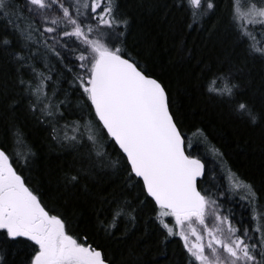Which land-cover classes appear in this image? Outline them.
I'll return each mask as SVG.
<instances>
[{
  "label": "snow or ice",
  "instance_id": "6c2138e0",
  "mask_svg": "<svg viewBox=\"0 0 264 264\" xmlns=\"http://www.w3.org/2000/svg\"><path fill=\"white\" fill-rule=\"evenodd\" d=\"M176 6L188 8L193 23L217 7L214 0H176ZM230 20L236 42L264 60V0H250L244 15L232 0ZM0 23L7 26L0 46H6L3 50L14 62L21 99L27 97L29 110L52 125L54 139L79 152V167L74 174L65 173V187L81 185L88 191L85 181L97 162L106 161L107 167L124 172L129 187L139 188L138 204L152 203L166 236L183 242L186 264H264V206L257 205L252 185L237 177L214 146L211 152L227 170L230 187L217 192L198 187L205 175L204 159L186 151L191 142L186 144L167 86L127 49L130 21L119 0H24L23 8L17 0H0ZM53 60L63 69L56 72V81ZM64 72L83 101L84 111L71 121L61 110L65 100H58L57 89L50 88ZM207 90L253 124L264 120V112L242 98L231 72L210 74ZM13 136L18 143L23 134L16 129ZM106 145L114 151L109 153ZM34 155L29 150L21 157L0 146V230L5 240L30 252L28 264H112L67 213L46 202V194L22 167L18 171L21 160L27 165ZM242 189L248 195L241 199L251 206L250 225L233 223L234 213L221 204L223 197ZM99 203L97 223L107 235L125 217L135 226L137 209L130 201L113 196ZM0 261L7 264L3 256Z\"/></svg>",
  "mask_w": 264,
  "mask_h": 264
},
{
  "label": "trees",
  "instance_id": "16d2710c",
  "mask_svg": "<svg viewBox=\"0 0 264 264\" xmlns=\"http://www.w3.org/2000/svg\"><path fill=\"white\" fill-rule=\"evenodd\" d=\"M214 2L216 9L193 23L189 9L178 8L176 0H119L120 11L130 21L126 47L175 99L186 144L191 142L186 151L205 162L199 187L213 192L230 187L227 170L211 152L214 146L224 153L237 177L255 187L264 199V120L253 124L237 114L230 102L207 90L210 74L231 72L241 86L242 98L257 112H264V60L253 58L236 42L230 20L232 0ZM235 2L237 11L246 14L250 0ZM17 3L24 7V0ZM6 27L0 23V35L6 33ZM4 47L0 46V146L12 151L15 147L18 150L19 143L27 155L29 150L35 154L26 168L22 167L23 174L46 194V202L67 213L77 230L110 256L112 264H186L183 242L179 237L166 236L155 220L152 203L138 204L140 190L127 185L122 170L110 178L104 170L95 171L85 181L88 191L81 185L65 187V173L74 174L79 167V152L54 139L52 125L29 110L27 97L21 99L24 94L16 84L14 62ZM51 63L56 64L54 60ZM37 67L43 70L41 65ZM57 71H63L59 64L53 69L54 81ZM70 81L71 76L64 72L57 84H50V88L57 89V99L65 100L61 110L69 121L79 119L84 111L80 93ZM17 100L19 103H14ZM16 129L23 134L18 143L13 136ZM118 172H122L120 177ZM246 195L242 189L221 199L225 212L231 209L234 213L233 223H252L251 206L241 199ZM113 196L136 207V221L133 227L125 217L113 234L107 235L97 223L96 210L101 208V198ZM168 219L174 224L173 218ZM191 240L195 242V237ZM0 256L7 264H28L30 252L23 245L5 240L0 230Z\"/></svg>",
  "mask_w": 264,
  "mask_h": 264
},
{
  "label": "rangeland",
  "instance_id": "374dc122",
  "mask_svg": "<svg viewBox=\"0 0 264 264\" xmlns=\"http://www.w3.org/2000/svg\"><path fill=\"white\" fill-rule=\"evenodd\" d=\"M82 131H84L83 129H82ZM93 132H95V130H93ZM71 134V133H70ZM108 146V145H107ZM110 149H107V151L109 152V153H112V151H111V149H112V147L111 146H108ZM71 149H73V148H71ZM14 151L15 152H17V153H19V155L21 156V157H23L24 155H27V153H26V151H24V149L22 148V146L21 145H19V143H18V150H16V147H15V149H14ZM115 157H113V159H114ZM21 167H23V168H26V165H24L23 164V160H21V166H20V168ZM104 170V173H105V176L106 177H112L113 176V174H115L116 173V171H118V170H113L112 168H110V167H107V162L105 161L103 164H101V163H99V162H97V164H96V166H95V168H94V172L95 171H99V170ZM121 173L122 172H118V174H119V177L121 176ZM254 188V190H255V187H253ZM255 197H256V202H257V205L258 206H264V199L263 198H261V196L256 192V190H255ZM173 222V221H172Z\"/></svg>",
  "mask_w": 264,
  "mask_h": 264
},
{
  "label": "water",
  "instance_id": "95a60500",
  "mask_svg": "<svg viewBox=\"0 0 264 264\" xmlns=\"http://www.w3.org/2000/svg\"><path fill=\"white\" fill-rule=\"evenodd\" d=\"M198 187H199V182H198Z\"/></svg>",
  "mask_w": 264,
  "mask_h": 264
}]
</instances>
